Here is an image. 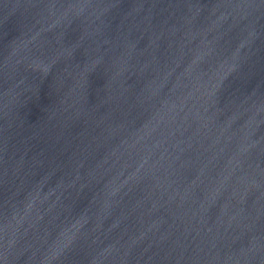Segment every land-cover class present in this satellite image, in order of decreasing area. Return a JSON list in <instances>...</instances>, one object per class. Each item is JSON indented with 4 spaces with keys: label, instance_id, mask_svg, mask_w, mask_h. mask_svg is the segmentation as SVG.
<instances>
[{
    "label": "water",
    "instance_id": "obj_1",
    "mask_svg": "<svg viewBox=\"0 0 264 264\" xmlns=\"http://www.w3.org/2000/svg\"><path fill=\"white\" fill-rule=\"evenodd\" d=\"M0 264H264V0H0Z\"/></svg>",
    "mask_w": 264,
    "mask_h": 264
}]
</instances>
